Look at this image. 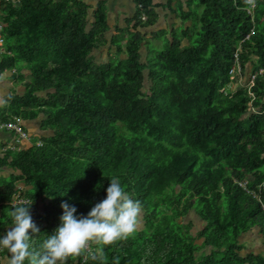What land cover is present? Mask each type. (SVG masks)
Listing matches in <instances>:
<instances>
[{
	"label": "trees",
	"instance_id": "1",
	"mask_svg": "<svg viewBox=\"0 0 264 264\" xmlns=\"http://www.w3.org/2000/svg\"><path fill=\"white\" fill-rule=\"evenodd\" d=\"M154 5L135 0L120 25L104 0L92 19L85 0L0 2V73L13 68L25 88L4 95L0 120L39 118L44 129L41 142L0 147V236L13 206H31L40 250L62 203L87 215L115 177L140 202L142 224L111 245L90 241L66 264H264V253L240 250L252 227L264 243V208L237 181L264 179V0L253 11L245 0H181V25L168 30L154 28ZM104 43L115 52L93 61ZM236 51L241 70L252 65L254 99L248 86L228 89ZM19 184L30 200L13 204ZM193 208L195 229L184 219ZM99 248L103 257L92 259Z\"/></svg>",
	"mask_w": 264,
	"mask_h": 264
},
{
	"label": "clouds",
	"instance_id": "2",
	"mask_svg": "<svg viewBox=\"0 0 264 264\" xmlns=\"http://www.w3.org/2000/svg\"><path fill=\"white\" fill-rule=\"evenodd\" d=\"M245 4L255 7V0H245ZM32 205V204H31ZM31 206H13L8 215L12 226L0 236V248L11 254L10 264H66L69 257L79 256L90 241L100 245H111L127 239L138 227L141 204L131 199L118 178H112L106 189V198L96 203L87 215H77V208L67 202L61 204L63 214L60 225L53 234L43 239L40 250L32 244V233L39 232ZM103 249H97L92 259L102 258ZM119 264V260L115 261Z\"/></svg>",
	"mask_w": 264,
	"mask_h": 264
},
{
	"label": "rangeland",
	"instance_id": "3",
	"mask_svg": "<svg viewBox=\"0 0 264 264\" xmlns=\"http://www.w3.org/2000/svg\"><path fill=\"white\" fill-rule=\"evenodd\" d=\"M196 8V7H195ZM92 9H89V17L92 19L91 14ZM113 21V18H111ZM120 20L124 23V17H121ZM181 17L179 15L176 16H163L160 18L154 25L155 29L163 28V29H170L172 26H180L181 25ZM115 24V23H114ZM114 28H112L109 32L113 31ZM109 34V33H108ZM150 34L148 33V36ZM185 40V38L183 39ZM155 44H161V41L159 39H152ZM146 48L143 46L141 48V52H143V57L146 54ZM115 52L114 45H110L109 43H104L102 46L98 48H94L91 51V57L92 60L95 62H102L109 58L111 54ZM143 59V58H142ZM13 68H7L2 73H0V107L4 101V95L6 93H22L24 91V85L22 84V79H14L12 78V72ZM23 73L28 75V69L23 68ZM251 75H252V65L250 62H246L244 67H242V71L240 73V76H238V79L230 83L228 86V89L230 91H236L237 89H240L242 86H248V84H251ZM45 91L39 92V94H44ZM22 122L25 125V128L30 134V141L39 138L40 134L44 132V129L40 127L39 125V118H33V119H26L22 118ZM14 136L12 132H8L6 130H0V147H6L7 145L13 143ZM31 144V143H30ZM29 145V144H28ZM5 170V169H4ZM184 219H193L195 222V226H192L193 229L197 228L201 225L202 219L200 215L195 211V209H191L186 215H184ZM139 223L142 224V209L140 212V215L138 217ZM241 238L244 240V245L240 248L241 251L246 252L247 250H254L258 251L260 253H264V243L262 241V233L258 231L257 227H252L248 230H244L240 233ZM11 256H8L6 254L2 255L1 257V264H10Z\"/></svg>",
	"mask_w": 264,
	"mask_h": 264
},
{
	"label": "built area",
	"instance_id": "4",
	"mask_svg": "<svg viewBox=\"0 0 264 264\" xmlns=\"http://www.w3.org/2000/svg\"><path fill=\"white\" fill-rule=\"evenodd\" d=\"M1 1H6V2H10L12 4L18 5L20 3V0H0ZM256 2V0H255ZM247 9L249 11H253V7L247 6ZM143 17H145V15H143ZM2 21L0 20V49H2V45H3V36H2ZM251 32H254V29H251L245 36H249L251 34ZM239 51L235 52V58L233 61L232 66L229 69V73L230 76L233 77V81L238 79V76H240L241 73V62L239 59ZM264 68H260L259 72H263ZM254 75L252 73L251 75V84H248V88H249V92L250 94L253 96V99L255 97L254 92L251 90V86L254 84L255 82V78ZM232 81V82H233ZM231 82V83H232ZM0 129H5V130H9L10 132H12L13 136H14V140L13 143L9 144L11 146L14 147H25L28 144L32 143V141H30V134L27 131V129L25 128L23 122H22V118L19 116H12L10 118H7L5 120H0ZM36 142H41L40 139L36 140ZM239 184H242V186L247 190V192H249L250 194H252L253 196L257 197L260 202L261 205L264 208V201L262 200V193L264 191V179L259 181L256 186L252 187L249 186L247 184V178H240L237 179ZM21 185L19 184L16 188V190L14 191L12 198H11V202L13 204L15 203H19V202H27L30 200V197L28 195H26L25 193L22 192V190L20 189Z\"/></svg>",
	"mask_w": 264,
	"mask_h": 264
},
{
	"label": "crops",
	"instance_id": "5",
	"mask_svg": "<svg viewBox=\"0 0 264 264\" xmlns=\"http://www.w3.org/2000/svg\"><path fill=\"white\" fill-rule=\"evenodd\" d=\"M89 5V9H93L98 0H85ZM181 0H153L154 8L159 14L160 18L165 16H176L178 15L173 11L177 6V3ZM104 7L106 14H108V20L112 24L126 25L127 19L132 17L135 11V0H104ZM88 9V10H89ZM124 17V23L120 20ZM113 18V21L111 20ZM25 126V125H24ZM4 130V129H0ZM9 132V130H8Z\"/></svg>",
	"mask_w": 264,
	"mask_h": 264
}]
</instances>
